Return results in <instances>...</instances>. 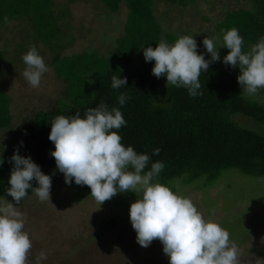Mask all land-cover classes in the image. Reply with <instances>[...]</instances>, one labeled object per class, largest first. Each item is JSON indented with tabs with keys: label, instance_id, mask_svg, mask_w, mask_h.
<instances>
[{
	"label": "trees",
	"instance_id": "trees-1",
	"mask_svg": "<svg viewBox=\"0 0 264 264\" xmlns=\"http://www.w3.org/2000/svg\"><path fill=\"white\" fill-rule=\"evenodd\" d=\"M103 1L112 11H119L123 4L129 9L124 31L115 37L116 46L105 55L96 47H90L91 50L63 56L61 52L68 44L60 45L58 40L62 34L55 31L58 28L56 0H0V32L12 19L32 17L35 27L50 44L58 42L60 49L58 47L59 52L51 57V63L57 76L65 82V97L54 107L35 113L20 128L17 139L11 141L0 155V159L4 158L0 166V196L12 198L7 194L14 163L10 158L17 148L21 155L31 156L45 174L55 179L57 171H47L56 167L50 154L55 148L49 140L51 121L59 115L72 116L77 111L83 116L86 109L94 108L100 102L110 109H121L127 124L116 131L125 146L131 145L138 153L150 156L145 171L154 162L165 164L156 179L167 186L181 176L192 182L206 176V180L214 182L230 168L264 177V133L242 125L237 117L242 114L264 125V100L256 96L242 98V87L237 79L239 67L223 63L222 58L229 50L219 49L221 60L212 62L207 72L201 73L199 91L202 95L193 98L186 88L167 86L166 76H154L155 61L135 62L136 51L149 45L156 47L159 42L171 45L179 38L173 31L160 32L158 19L151 13L153 0ZM168 2L170 8L184 4L180 0ZM196 3L197 0H188L185 6H196ZM204 19L215 23L206 36L222 38L225 31L235 28L244 38V50L247 51L264 36V0H249V6L226 8L223 19L213 20L208 16ZM191 34L195 35L200 53L206 60L210 59L211 54L207 53L199 34ZM113 76L126 77L128 85L113 89ZM2 88L0 83V127L8 128L12 121L11 96ZM122 93L129 97L123 106L117 99ZM258 93L264 95V90ZM157 147L160 152L153 155ZM32 183L34 187L38 186L35 181ZM81 186L91 192L88 186ZM33 193L29 189L26 197ZM102 222L103 232L119 225V220L114 217Z\"/></svg>",
	"mask_w": 264,
	"mask_h": 264
},
{
	"label": "rangeland",
	"instance_id": "rangeland-1",
	"mask_svg": "<svg viewBox=\"0 0 264 264\" xmlns=\"http://www.w3.org/2000/svg\"><path fill=\"white\" fill-rule=\"evenodd\" d=\"M56 1V12L52 11L58 16L55 31L62 34L60 45L68 44L61 52L63 56L91 50L90 47H96L103 55L112 51L115 37L124 31L129 17L126 4L119 11H112L103 0ZM168 1L153 0L151 13L158 19L160 32L173 31L179 37L193 32L201 40L215 24L205 20V16L223 19L226 8L249 6V0H197L196 6L186 7L188 0H180L184 4L170 8ZM2 28L0 83L11 96L12 121L10 127H0V155L35 113L54 107L65 97V82L51 63V57L59 52L58 42L50 44L30 16L12 19ZM32 47L49 67L38 88H32L22 75L26 68L22 56ZM134 59L137 63L146 62L143 50L136 51ZM256 97L264 100L261 93ZM237 117L242 125L264 133V125L242 114ZM51 170L57 171L52 179L51 201L41 202L33 193L16 205L26 218L25 231L33 244L28 264H36L41 251L47 253L42 264H169L158 239L147 248L137 243L130 221V206L138 198L136 193H118L100 205L81 185L74 181L66 184L56 167L47 169ZM206 179L205 176L192 182L181 176L172 180L169 187L191 198L206 219L220 223L230 233L231 242L240 251V264H264V177L230 168L214 182ZM0 201L15 204L13 198L6 196H0ZM113 217L119 225L103 232L102 220Z\"/></svg>",
	"mask_w": 264,
	"mask_h": 264
},
{
	"label": "clouds",
	"instance_id": "clouds-1",
	"mask_svg": "<svg viewBox=\"0 0 264 264\" xmlns=\"http://www.w3.org/2000/svg\"><path fill=\"white\" fill-rule=\"evenodd\" d=\"M203 46L210 53L206 60L198 53L194 35L180 36L173 44L159 42L156 47L143 49L146 62L155 61L152 74L166 76V83L183 87L195 98L202 95L199 77L207 72L212 62L220 61L219 49H228L223 63L239 67L238 83L244 99L264 90V36L244 50V38L235 28L221 37L206 36ZM26 65L22 75L32 88H38L49 71L44 58L35 47L22 56ZM128 85L127 78L113 76L111 87ZM118 104L123 106L129 97L122 93ZM119 107L109 108L100 102L72 116L59 115L51 121L49 140L56 168L63 173L65 183L86 185L90 195L102 205L118 193L134 192L137 199L130 206V221L137 233V243L149 247L154 240L163 245L169 264H240V251L230 240V233L218 222L206 219L191 198L182 196L156 178L165 168L163 162L151 164L150 156L138 153L133 146L122 143L118 133L126 126ZM23 144V142H21ZM160 148L153 150L158 155ZM13 168L7 194L12 202L0 201V264H28L32 240L25 231L26 218L16 205L32 189L41 202L51 201L52 177L45 174L31 156H23L17 148L10 158ZM4 158L0 159V166ZM32 181L38 186L34 187ZM47 253L41 251L36 264H42Z\"/></svg>",
	"mask_w": 264,
	"mask_h": 264
}]
</instances>
